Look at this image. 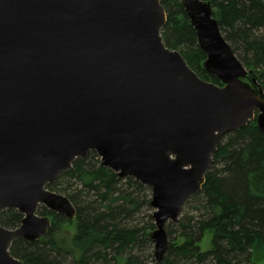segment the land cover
<instances>
[{"label":"water","instance_id":"95a60500","mask_svg":"<svg viewBox=\"0 0 264 264\" xmlns=\"http://www.w3.org/2000/svg\"><path fill=\"white\" fill-rule=\"evenodd\" d=\"M204 52L203 80L163 43L160 0H0V264H24L9 247L45 236L50 218L76 209L47 188L91 150L120 178L151 191L154 262L174 243L177 222L199 192L221 137L255 120L264 132V92L223 36L208 0H180Z\"/></svg>","mask_w":264,"mask_h":264},{"label":"trees","instance_id":"16d2710c","mask_svg":"<svg viewBox=\"0 0 264 264\" xmlns=\"http://www.w3.org/2000/svg\"><path fill=\"white\" fill-rule=\"evenodd\" d=\"M208 1L235 56L257 71L264 92V0ZM160 3L166 13L161 29L165 46L179 51L200 78L221 85L202 67L205 54L180 0ZM223 137L226 141L220 139L201 190L184 203L191 206V212L171 223L183 241H174L156 264H264V132L252 120ZM47 188L65 195L74 205L75 235L69 242L57 241L54 236L66 220L39 206L37 214L51 221L48 238L34 242L15 239L9 247L12 256L24 264L144 261L133 250L149 241L153 218L148 215L147 227L132 222L142 205L150 206L147 186L131 177H118L101 165L99 156L91 150L85 157L76 158L72 169L60 172ZM21 218L15 209L0 211V225L6 228L17 227ZM206 231L211 232V249L202 250L199 242Z\"/></svg>","mask_w":264,"mask_h":264},{"label":"rangeland","instance_id":"374dc122","mask_svg":"<svg viewBox=\"0 0 264 264\" xmlns=\"http://www.w3.org/2000/svg\"><path fill=\"white\" fill-rule=\"evenodd\" d=\"M244 65V64H243ZM245 66V65H244ZM246 67V66H245ZM248 68V67H246ZM221 83V82H220ZM222 85V83H221ZM221 141H226L225 140V137L221 138ZM146 194V193H145ZM147 195L148 192H147ZM149 198H151V191H150V196ZM191 206L189 205H183L182 208H181V212L179 214V218L184 216V215H187L191 212ZM152 211H153V208L151 206H147V205H142L140 207V210H139V214L135 215V221H131L132 224L134 223H138L140 226H145L147 227L148 225V222L150 221L149 218H148V215H151L152 214ZM63 218V220H65L64 216H61ZM153 221V219H152ZM131 222H128L129 224H131ZM154 222V221H153ZM171 223H176V222H171V221H168L165 223V231L166 233L170 230V231H175V232H172L171 234H167L168 235V238L171 242H178V243H181L183 241V238L182 237H177V228L175 225H172ZM153 228L151 229H148V232L152 231ZM56 232V231H55ZM76 233V227H75V220H74V223L72 224H69L67 223L66 221L63 222V224L61 225V228H59V230L57 231L56 235L54 236L55 239L57 241H59L60 239H64L66 242H69L71 237L73 235H75ZM48 236L45 235L43 237H41L39 240H45L47 239ZM199 247L200 249L202 250H209L211 249V232L210 231H206L203 235V238L202 240L199 242ZM153 251H154V248H153V243L152 241L150 240L149 238V241L146 242L142 248H136L133 250V254H140L142 255L144 261L140 264H146V263H151L152 260H154V255H153ZM150 254H151V257H150ZM264 262V261H263ZM262 264V262H261Z\"/></svg>","mask_w":264,"mask_h":264}]
</instances>
